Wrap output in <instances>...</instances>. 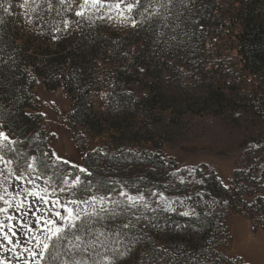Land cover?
Wrapping results in <instances>:
<instances>
[{"label":"trees","instance_id":"16d2710c","mask_svg":"<svg viewBox=\"0 0 264 264\" xmlns=\"http://www.w3.org/2000/svg\"><path fill=\"white\" fill-rule=\"evenodd\" d=\"M82 2L29 0L22 8L24 0H0L9 8H0V131L17 141L9 146L14 151L0 144V154L23 162L36 154V169L50 186L77 176L50 146L36 103L41 80L48 89L63 88L72 101L71 131L86 168L76 197L113 196L126 188L146 199L203 193L226 211L116 203L76 221L71 231L82 238L81 249L65 255V242L42 264H53L57 252L55 264H93L105 255V264H248L227 252L233 237L226 219L235 212L253 231L264 230L260 178L239 165L226 185L213 168H180L163 145L181 141L188 114L225 117L240 130L264 126V0H139L128 29L90 5L77 16ZM234 25L244 69L257 82L251 92L223 86L204 58L211 29ZM133 85L144 92L132 91ZM85 135L107 140L91 147ZM263 140L252 137L254 144Z\"/></svg>","mask_w":264,"mask_h":264},{"label":"rangeland","instance_id":"374dc122","mask_svg":"<svg viewBox=\"0 0 264 264\" xmlns=\"http://www.w3.org/2000/svg\"><path fill=\"white\" fill-rule=\"evenodd\" d=\"M135 1L98 0L97 6L93 7L90 0V6H88L97 12L102 10L108 16L109 22L122 29H128L133 25V20H130L131 11H128L125 5L135 4ZM116 4H119L120 7H110ZM239 30L240 28L235 25L229 28L219 26L212 28L205 45L204 58L210 64L209 69L214 72L213 78H220L223 86L238 89L240 92H251L257 82L254 76L244 69L242 57L238 52L237 34ZM130 89L137 94L144 92L140 85H133ZM35 95L37 106L45 116V127L50 134V146L54 155L58 159L69 162L71 167L78 169V172L77 176H65L64 179L59 180V183L52 182L54 186H50L47 179L37 171L36 160H32V157L36 158V154H33L26 162L18 160V158L13 160L0 154L5 160L12 161L7 166L0 163V196H3L4 200H8L10 197L7 192L13 193L14 196L16 193H20V196H16L12 200L13 205L17 201L23 200V206L20 209L13 206L7 212L0 211V222H3L0 225L2 227V231H0V264H42L43 259L38 255L33 257L31 254H38L42 250L37 246V240L44 239L53 223L57 226L63 224L64 221L61 217L67 216L69 209H72L74 214L79 213L82 217L123 201L127 206L130 205L126 197L120 196L119 192L113 196H104L107 197V200L103 204L98 201L93 203L89 200L91 196H103L97 193L86 199L75 196L79 183L73 185L72 181L79 177L81 172H85L86 168L83 163V155L71 131L72 101L63 88L48 89L41 80L35 87ZM164 115L168 116L169 113L166 112ZM184 122L185 130L181 141L174 146L163 145L166 158L175 160L180 168H200L202 171L213 168L226 185H228V180L234 170L241 165L246 171L258 176L264 184V140L259 144L252 143V137L255 139L264 138V126H249L247 129L240 130L225 117H212L207 114H188L184 117ZM1 131L14 140L11 133L6 130ZM85 138L91 147L100 146L102 140H107L106 138H90L88 135H85ZM244 141L246 144L243 143ZM29 164H33L34 170L28 168ZM81 169L85 171H81ZM72 172L73 170L70 169L69 174ZM17 176H23V179L18 180ZM29 180L34 183H28ZM260 181L253 182V186H260ZM25 189H34L38 195H28ZM124 192L132 196L142 195L132 192L128 188ZM257 195L258 193L247 196L246 200L251 202ZM4 200H0V209L7 207ZM109 200L116 203H109ZM72 201L77 203L74 204ZM82 201H88V203H81ZM143 201H137L136 204L143 203L170 210L180 208L183 211H192L202 208L214 212L226 211L222 201L207 197L203 193L162 194L156 198L146 199L144 197ZM8 216H11L12 219L9 220ZM226 223L230 227L233 237L231 246L227 250L228 254L233 257L242 256L245 261H250L253 256L247 255L241 247L245 246L246 238L252 241L256 237L251 222L240 214L231 212L227 216ZM9 224L12 225L11 228L7 227ZM258 232L264 234L262 230H258ZM4 233L8 234L12 243L4 238ZM239 237L244 240L239 241ZM25 249H29V251H25ZM261 257L264 258V256Z\"/></svg>","mask_w":264,"mask_h":264},{"label":"snow or ice","instance_id":"6c2138e0","mask_svg":"<svg viewBox=\"0 0 264 264\" xmlns=\"http://www.w3.org/2000/svg\"><path fill=\"white\" fill-rule=\"evenodd\" d=\"M61 2L63 3V0H61ZM90 3V0H83V2L79 5V11H77L75 14L77 16H82L84 15V10L88 7ZM139 3V0H136V3H129L126 4L125 7L127 8L128 11H131L137 4ZM98 4V0H91V5L93 7H96ZM29 5V0H24V3L22 5H20V7L22 8H27ZM13 5H9V7H12ZM51 6V5H49ZM110 7H116L119 8L120 5L116 4V5H112ZM0 8L3 9L4 12H8L9 8L8 7H3V4L0 3ZM133 26H135V21L132 22ZM68 26V22L65 21V27ZM15 143H17V141L10 139V137L3 131H0V144L3 145V147L8 148L9 151H14V148L9 147L10 145H14ZM32 160L35 161L36 158L32 157ZM0 163L7 165H10L12 163V161L10 160H5L3 156H0ZM28 168L31 170L33 169V164H29ZM9 171L11 172L12 169L10 168ZM81 171H85L84 169H81ZM16 179H23V176H17ZM28 183H34L33 181L29 180L27 181ZM79 183V177H76L73 181L72 184H78ZM7 191V190H6ZM61 191H63V189H61ZM25 192H27L28 195H38V193L33 189V190H28L25 189ZM7 195L10 197V199L8 200H4L3 196H0V200H4L5 205L7 206L6 208L0 209V211L2 212H7L9 208L15 206L17 209H20L23 206V200H19L17 201V203L15 205H13L12 200L16 198V196H20V193H16L15 196L13 195V193L11 192H7ZM120 196H125L127 201L129 202V204L132 207L136 206V202L137 201H143L144 197L142 195H137V196H132L129 195L128 193L121 191L119 193ZM41 199H43V197H41ZM89 200H91L93 203L95 202H99L101 204H103L105 202V200H107V197L104 196H91L89 197ZM109 203H116L115 201H108ZM72 203H77L76 201H72ZM81 203L87 204L88 201H82ZM63 207V205H62ZM145 207H147V205H145ZM103 210V209H102ZM98 214V213H97ZM57 215H60V213H57ZM185 215H187V213H185ZM8 219L11 220L12 217L8 216ZM61 219L64 221L63 224L57 226L56 224L53 223V226L49 229L48 233L45 234L44 239L43 240H37V246L41 247V251L37 254V253H31L33 255V257H36L37 255L43 259L45 254H49L51 255L52 250H56L58 245H62L65 242L67 243L68 246V250L65 253V255L68 256H72L73 253L78 250L81 249V245L83 244L82 238L78 235H75L74 232H72L71 230L73 229H77L78 225L76 223V221H82V217L80 216L79 213L74 214L72 209L68 210V215L67 216H62ZM3 222H0V225H2ZM49 223H52L51 221H49ZM7 227L11 228L12 225H7ZM125 227H128V225H125ZM0 231H2V227H0ZM13 235H15V233H13ZM72 235L74 237V240H69L68 236ZM4 238L6 240L9 241V243H12L11 238L8 236L7 233H4ZM95 243V242H92ZM83 251H88L87 246H85L83 249ZM25 251H29V249H25ZM59 255V252H57V256ZM97 256H99L100 254L97 253ZM57 256H52V260H53V264H55V260L57 258ZM105 261H109V257L107 255H105L102 259L99 260H94L93 264H105ZM61 264H82L81 261L78 260H63L61 262Z\"/></svg>","mask_w":264,"mask_h":264},{"label":"crops","instance_id":"0c3cea01","mask_svg":"<svg viewBox=\"0 0 264 264\" xmlns=\"http://www.w3.org/2000/svg\"><path fill=\"white\" fill-rule=\"evenodd\" d=\"M248 220V219H247ZM250 221V220H248ZM251 222V221H250ZM252 225V223H251ZM253 228V226H252ZM262 230V229H259ZM264 231V230H262ZM256 235V237L251 241L249 239L246 238V240H244L243 238L239 237V241L240 240H244L245 241V246L241 247L243 250L246 251V254L249 256H253L252 259L249 260H243L248 263V264H264V258H262L261 256H264V234H259L258 230L255 232L253 231Z\"/></svg>","mask_w":264,"mask_h":264}]
</instances>
